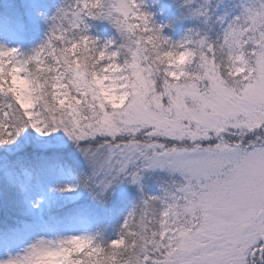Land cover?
Returning a JSON list of instances; mask_svg holds the SVG:
<instances>
[{
    "label": "snow or ice",
    "instance_id": "1",
    "mask_svg": "<svg viewBox=\"0 0 264 264\" xmlns=\"http://www.w3.org/2000/svg\"><path fill=\"white\" fill-rule=\"evenodd\" d=\"M0 264H264V0L0 11Z\"/></svg>",
    "mask_w": 264,
    "mask_h": 264
},
{
    "label": "trees",
    "instance_id": "2",
    "mask_svg": "<svg viewBox=\"0 0 264 264\" xmlns=\"http://www.w3.org/2000/svg\"><path fill=\"white\" fill-rule=\"evenodd\" d=\"M13 4V0H0V11L7 12Z\"/></svg>",
    "mask_w": 264,
    "mask_h": 264
}]
</instances>
